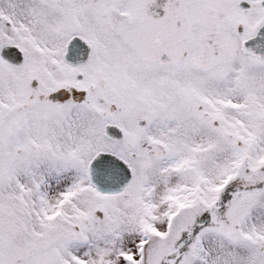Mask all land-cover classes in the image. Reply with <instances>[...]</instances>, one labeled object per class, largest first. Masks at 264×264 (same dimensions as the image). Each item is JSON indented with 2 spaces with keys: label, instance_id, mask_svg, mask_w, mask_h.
Masks as SVG:
<instances>
[{
  "label": "snow or ice",
  "instance_id": "obj_1",
  "mask_svg": "<svg viewBox=\"0 0 264 264\" xmlns=\"http://www.w3.org/2000/svg\"><path fill=\"white\" fill-rule=\"evenodd\" d=\"M0 264H264V0H0Z\"/></svg>",
  "mask_w": 264,
  "mask_h": 264
}]
</instances>
